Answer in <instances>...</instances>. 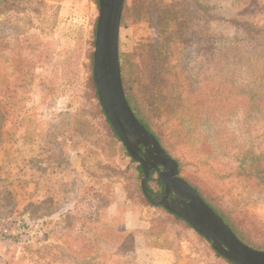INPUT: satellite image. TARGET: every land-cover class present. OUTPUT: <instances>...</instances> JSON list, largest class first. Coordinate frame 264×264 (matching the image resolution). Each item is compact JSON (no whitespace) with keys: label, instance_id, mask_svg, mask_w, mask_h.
Wrapping results in <instances>:
<instances>
[{"label":"rangeland","instance_id":"rangeland-1","mask_svg":"<svg viewBox=\"0 0 264 264\" xmlns=\"http://www.w3.org/2000/svg\"><path fill=\"white\" fill-rule=\"evenodd\" d=\"M38 1L42 3H24L26 12L17 3L0 12V264H77L50 232L51 224L34 233L32 223L16 216L17 207L25 204L26 192L22 191L28 186L21 175H28L40 149L60 152L69 134L75 139L81 132L102 136V143H110L123 167L124 145L122 141L108 142L112 134L94 97L99 0ZM197 1L212 13L211 29L222 38L223 47L213 56L207 42L199 51L191 48L192 59L199 60L195 69L202 73L196 99L185 98L183 103L171 90L173 86L164 88L166 99L155 111L145 103L146 87L134 92L152 114L169 154L180 159V175L201 187L213 204L229 213L246 240L264 250V0ZM134 5L135 0H126L125 9ZM203 25L202 21V29ZM204 27L208 29L209 24ZM154 36L145 20L127 19L120 29L119 53H130ZM181 46H172L171 71L166 70L165 77L170 75L178 82L176 93L184 97L187 85L179 61L186 50ZM67 88L74 99L59 95ZM172 103L179 104L175 115ZM88 119L93 123H87ZM81 125H85L84 131ZM86 157L87 168L93 171L99 160ZM98 172L126 179L119 170L101 166ZM149 184L160 192L157 172ZM129 200L142 208L150 223L169 221L162 208L142 204L140 196ZM4 227H9L8 233L2 232ZM179 228L184 240L179 264L217 260L212 243L184 225ZM36 236L42 240L33 243ZM153 258L105 248L87 263L150 264Z\"/></svg>","mask_w":264,"mask_h":264},{"label":"trees","instance_id":"trees-1","mask_svg":"<svg viewBox=\"0 0 264 264\" xmlns=\"http://www.w3.org/2000/svg\"><path fill=\"white\" fill-rule=\"evenodd\" d=\"M8 1L9 0H0V3H2L0 12L3 13L4 7L6 8V6L8 7L12 3H17L16 6H22L21 12H26L27 6H23L24 3L35 5L42 3L38 0H12L11 3H8ZM21 1H23V4L18 5ZM125 8L124 6L121 25H123L127 19H130L132 22L143 19L154 29L155 33L154 37L147 39L143 43L137 44L132 52L127 54L119 53L125 94L137 118L157 137L166 151L170 153L163 143L164 136L159 133V129L156 127L152 114L147 111L146 105L140 101L138 95H135L134 89L147 88V94L143 93L145 103H148L149 107L155 111L159 110L166 99L167 91L165 92L164 88L169 89L173 86L171 90L178 97L183 98V103L185 98L190 101L192 97L195 100L198 93V83L201 81L202 73L199 74L201 69H195V65L198 64L199 60L192 59L191 48L199 51L202 49L201 44L203 45V43L205 44V42H207L209 50L211 49L209 53L213 56L214 52L217 53L220 47H223L220 43L222 38L213 34L215 32L211 29L212 13L209 11V8L203 2L197 0L194 2L193 0H156L153 3H150V0H135V5L130 10L127 11ZM9 10H12V8H9ZM202 21L205 26H207V23L209 24L208 29L205 28L204 25L202 29ZM29 25H33L32 21H30ZM246 29L250 28L246 27ZM208 30L209 32L207 33ZM174 44L182 45L181 47H183V50H186L185 53L181 55L179 61V64H182V68L185 71V75L183 74L182 78L187 85V95L184 97L176 93V87L179 85L178 82L170 75L165 77V71H171V53ZM195 57H197V54ZM127 83H131L130 87L125 86ZM132 83H134V85H132ZM59 95L72 99L75 97L73 92L68 91V88L62 90ZM94 97L97 99V106L101 119L106 123L108 126L107 129L112 134L111 137L108 136V142L113 141L114 144V142L119 141L121 143V139L114 131L101 105L96 86H94ZM170 105L173 107L172 115H175L179 104L172 103ZM87 123L92 124L93 121L88 119ZM80 128L81 131H84L85 125H81ZM81 133L76 139L73 138L74 135H67L65 140L66 143L63 144L62 147L65 148L69 146V148L74 149L76 152L82 153L84 164L85 160H87V155L98 158L99 162L97 164L100 166H106L110 169L123 172L127 180L125 186L127 203L131 204L129 199L140 196L142 204H151L146 199L140 182V179L144 176L142 167L129 155L125 147L123 146V158L127 160L125 162L126 165L123 167L121 164L117 163L114 149L112 151L110 150V143H102V136L89 135V133L85 135ZM55 139H57V137H55ZM61 139L62 138H59L57 140L62 141ZM62 149L60 152L55 149H50L49 151L42 150L40 154L42 158L49 161L50 159L60 157ZM175 159L178 161L181 171L182 165L180 159ZM87 170L89 169L87 168ZM88 172L90 173V179L78 186L74 207L63 214L60 222L47 220L42 222L38 227L41 229V227L51 224L50 232L55 239L62 243L68 255L76 260L77 264H90L91 262L87 263V260L96 256L104 246L116 247L125 252L133 251L135 237L140 232L137 230L124 229L122 227L128 205L118 202L115 182L105 179L102 175L96 174L92 170ZM153 173L155 172L153 171L151 176ZM190 183L198 189L204 200L224 219L226 224L244 243L253 248H257V246L250 243L246 240L244 235L241 234V228L234 220H231L229 213L219 209L213 204L203 194L201 187L192 182ZM158 184L161 190H163L164 186L159 180ZM149 187L152 191V195H154V191L150 184ZM116 203L117 207L115 212H111V207ZM159 207L169 215V221L162 223L155 221L151 222L150 229L147 230L148 237L152 239L151 246L153 248L177 250L179 241L182 239L179 226L184 225L189 229H192V226L181 217L169 212L162 205H159ZM34 227L31 232L35 233L38 228L35 230ZM196 234L199 235L201 239L211 243L210 240L201 234L197 232ZM212 249L218 258L216 261H211L207 264H221L222 262L226 264H235L218 254L213 246Z\"/></svg>","mask_w":264,"mask_h":264},{"label":"water","instance_id":"water-1","mask_svg":"<svg viewBox=\"0 0 264 264\" xmlns=\"http://www.w3.org/2000/svg\"><path fill=\"white\" fill-rule=\"evenodd\" d=\"M125 0H99L93 77L105 114L126 147L143 170L141 186L154 206L187 221L199 234L211 241L218 254L235 264H264V250L244 243L224 219L204 200L198 189L180 175L179 163L161 145L156 136L137 118L125 94L122 81L119 38ZM164 185L162 195H152V172ZM174 197L170 198V194Z\"/></svg>","mask_w":264,"mask_h":264},{"label":"crops","instance_id":"crops-1","mask_svg":"<svg viewBox=\"0 0 264 264\" xmlns=\"http://www.w3.org/2000/svg\"><path fill=\"white\" fill-rule=\"evenodd\" d=\"M40 151L38 152L39 155H36L35 164L29 167L25 166L29 168L28 175L25 177L23 174L21 175L27 180L28 186H25V190L28 191H22L26 192L24 194L25 204L21 207H17L20 208V211H18V215H16L28 223H32V225L35 226V230L42 222L47 220L60 222L63 214L74 207L78 186L90 179V173L88 172L89 170H87L89 163L85 160L84 164L82 153L76 152L74 149L69 148V146L63 147L60 157L48 161L42 158ZM96 159L98 160V158ZM123 160L126 162L127 159L123 158ZM97 163L98 161L96 164ZM102 167H104V169L108 168L106 166ZM92 169L96 174L102 175L105 179L114 181L116 184L118 202L128 205L122 227L128 230L140 231L135 237L133 251L125 252L116 247L104 246L96 255H101V252L105 248H110L116 252L126 254L127 256H152L154 257L152 259V264H179L178 255L183 251L182 248L184 244H181L184 240L181 239L179 241L177 250L153 248L151 246L152 239L148 237L147 232L151 226L150 220L143 216L142 208L139 209L127 203V193L125 191L127 180L125 178L117 179L116 176L111 174L104 176L101 172H98V170L101 169V166L98 164L96 166L93 165ZM19 181L22 180L19 179ZM116 207L117 203L111 207V212H115ZM191 230L196 234L197 231L194 228ZM38 240H42V236L34 237L33 243H36Z\"/></svg>","mask_w":264,"mask_h":264},{"label":"flooded vegetation","instance_id":"flooded-vegetation-1","mask_svg":"<svg viewBox=\"0 0 264 264\" xmlns=\"http://www.w3.org/2000/svg\"><path fill=\"white\" fill-rule=\"evenodd\" d=\"M163 193H164V187H163V190H161L159 193L154 192V195H162ZM172 197H174V193L170 194V198H172Z\"/></svg>","mask_w":264,"mask_h":264},{"label":"built area","instance_id":"built-area-1","mask_svg":"<svg viewBox=\"0 0 264 264\" xmlns=\"http://www.w3.org/2000/svg\"><path fill=\"white\" fill-rule=\"evenodd\" d=\"M2 232L3 233H8L9 232V227H4Z\"/></svg>","mask_w":264,"mask_h":264}]
</instances>
